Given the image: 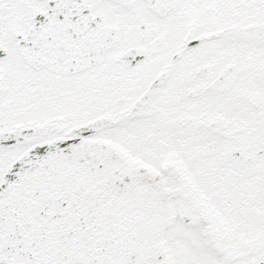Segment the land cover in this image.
Returning <instances> with one entry per match:
<instances>
[{
	"label": "snow or ice",
	"instance_id": "1",
	"mask_svg": "<svg viewBox=\"0 0 264 264\" xmlns=\"http://www.w3.org/2000/svg\"><path fill=\"white\" fill-rule=\"evenodd\" d=\"M0 264H264V0H0Z\"/></svg>",
	"mask_w": 264,
	"mask_h": 264
}]
</instances>
